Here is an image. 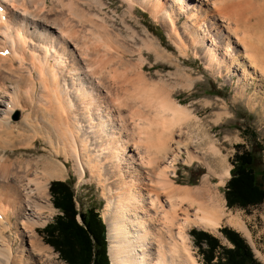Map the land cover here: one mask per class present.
Segmentation results:
<instances>
[{
	"label": "bare ground",
	"instance_id": "1",
	"mask_svg": "<svg viewBox=\"0 0 264 264\" xmlns=\"http://www.w3.org/2000/svg\"><path fill=\"white\" fill-rule=\"evenodd\" d=\"M123 1L130 19L138 6L159 23L176 56L125 15L117 29L102 0H0V264H47L51 248L36 228L54 210L49 185L68 161L103 189L111 264H198L187 229L211 233L225 219L249 237L206 175L194 187L173 180L182 154L203 159L184 131L199 120L172 89L193 86L178 59L189 52L215 75L237 77L240 95L250 78L262 85L264 0ZM143 52L174 67L171 81L147 78ZM16 110L24 115L14 124ZM38 139L50 156L9 160Z\"/></svg>",
	"mask_w": 264,
	"mask_h": 264
},
{
	"label": "rangeland",
	"instance_id": "2",
	"mask_svg": "<svg viewBox=\"0 0 264 264\" xmlns=\"http://www.w3.org/2000/svg\"><path fill=\"white\" fill-rule=\"evenodd\" d=\"M102 1L107 4L105 12L108 18L114 21L117 29L122 30L123 26L120 18L127 12L126 3L123 0ZM125 19L126 24L133 26L139 34L147 31L149 35H152L160 42L162 47L176 56L177 53L167 39L163 28L147 12L136 6L134 7L133 18L130 19L125 15ZM122 32L124 31L122 30ZM142 55L146 59L144 72L149 80L156 83H159L160 80L165 83L171 81L169 74L175 71L172 65L155 61L151 54L143 52ZM178 59L181 67L189 71L195 81L191 88H186L185 86L183 89L180 87L172 89V98L175 101H179L178 103L180 105L186 107L191 111V115L199 120V128L186 127L184 131L191 132L192 136L196 137V142L193 146L194 148L196 147L195 149L199 152L198 154L204 163L194 162L188 164L185 162V154H182V159L175 166L176 171L173 180L177 185L194 187L198 186L202 178L206 175L213 190L218 192V195L223 198L228 216L230 217L232 215L237 218L244 225L249 233V237H246L244 233L234 227L229 226L226 219L214 231L208 233L219 238L222 245L231 247L218 230L221 227H228L235 230L245 238L254 258L259 264H264V202L247 209L237 207L229 209L226 206L224 197L225 185L230 178L229 172L232 168V159L237 151L245 149L255 152L257 155L256 159H260L256 162L257 167L259 170H264V94H261L264 91V81L261 85V82L250 78L248 85L245 87V91L240 95L237 91L240 86L237 77H233L229 81V77L224 78L215 75L204 66L200 59L196 58L190 52L188 53V58L178 57ZM259 86H262V89H259ZM23 115L24 112L16 110L12 112L10 119L14 124H17L21 121ZM246 132H252L256 142L262 147L260 150L253 146V139H249L246 136ZM38 140L30 147L8 152L10 155L9 160H37L41 157L46 158L50 156V149L46 143L41 139ZM209 144L214 149H210ZM237 145L240 148L236 149L235 146ZM56 160L64 162L62 156H58ZM72 165L71 161L65 163L66 173L64 178L53 181H66L71 185L74 192L75 206L78 211H85L89 207H93L102 218V212L106 203L103 189L93 178L85 176L84 180H80ZM261 181L264 182V178H261ZM49 198L51 202L50 194ZM57 214L59 213L56 209L52 213L47 211L43 212L42 218L46 220V224L36 228L41 239V244L51 248V250L46 251V257H43L47 264H67L66 261L60 258L59 252L47 244V237L41 232L47 224L53 221V218ZM191 229L202 230L194 227L187 229L191 253L198 264H202L201 254L194 245L193 238L189 235ZM10 234L7 233L12 238L13 235ZM105 240L106 256L109 261L108 263L111 264L108 257L106 229ZM20 242L19 238L12 241L11 247L13 251L17 252L19 250Z\"/></svg>",
	"mask_w": 264,
	"mask_h": 264
},
{
	"label": "trees",
	"instance_id": "3",
	"mask_svg": "<svg viewBox=\"0 0 264 264\" xmlns=\"http://www.w3.org/2000/svg\"><path fill=\"white\" fill-rule=\"evenodd\" d=\"M246 136L253 139L256 149L262 148L252 132H246ZM256 157L255 152L245 149L234 154L230 178L224 191L229 209H247L264 202V182L261 181L264 170L258 169L256 162L260 159ZM49 194L52 206L59 214L41 231L47 237V244L58 251L67 264H109L106 228L95 208L78 211L74 192L66 181H52ZM218 231L231 247L222 245L220 239L210 233L196 229L189 231L201 254L202 264H259L240 233L228 227H221Z\"/></svg>",
	"mask_w": 264,
	"mask_h": 264
}]
</instances>
